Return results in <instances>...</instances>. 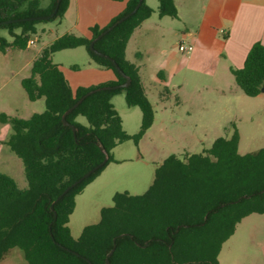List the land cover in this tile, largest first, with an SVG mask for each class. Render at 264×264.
Instances as JSON below:
<instances>
[{"label":"trees","instance_id":"1","mask_svg":"<svg viewBox=\"0 0 264 264\" xmlns=\"http://www.w3.org/2000/svg\"><path fill=\"white\" fill-rule=\"evenodd\" d=\"M57 1L43 6L41 0H0V28L13 38L9 41L0 35V51L26 49L39 23L61 21L71 0H61L52 18L29 19L50 15ZM120 1H125L124 9L107 25L91 26L90 36L73 32L58 36L33 60L31 74L21 84L30 100L44 99V111L28 118L0 113V122L12 128L6 143L23 161L28 182L22 188L13 176L0 172V261L19 247L30 264H107L112 249L109 264H220L223 244L238 223L250 214L264 213V147L240 153L236 130L230 138L218 137L200 153H187L184 158L170 155L144 193L116 192L113 205L101 208L99 221L86 225L79 237L73 236L69 221L77 195L109 162L117 161L113 149L119 143L133 139L138 144L155 118L139 67L127 58L131 36L154 12L147 0L94 43L104 55L90 47L93 39L131 12L139 0ZM158 10L160 16H178L175 0H159ZM79 46L116 78L73 89L53 54ZM113 60L130 76V84L96 90L126 81ZM231 70L245 94L259 95L264 84V44H253L244 65ZM92 90L66 116L77 128L74 133L64 124L63 115ZM121 92L129 106L142 111L141 126L134 135L124 129L112 101ZM106 157L102 167L54 202Z\"/></svg>","mask_w":264,"mask_h":264},{"label":"rangeland","instance_id":"2","mask_svg":"<svg viewBox=\"0 0 264 264\" xmlns=\"http://www.w3.org/2000/svg\"><path fill=\"white\" fill-rule=\"evenodd\" d=\"M49 1L41 0V4L46 6ZM107 1L112 0H78L61 21L39 23L27 49L0 51V113L28 118L45 110L44 99L28 98L22 79L31 74L32 62L42 48L58 36L67 32L90 36L94 20L109 9ZM147 2L154 12L133 33L127 57L140 66L155 118L138 144L133 139L119 143L113 149L117 161L109 162L77 195L69 221L75 238L86 225L99 221L101 208L113 205L116 192L144 193L157 168L172 154L184 158L187 153H200L218 137L230 138L236 130L240 153L264 147V92L257 96L244 93L225 65L220 41L211 44L198 35V18L181 0H177V17L160 16L159 0ZM189 31L197 38L186 34ZM0 35L13 39L6 28H0ZM53 61L61 66L73 89L98 84L109 73L91 60L84 46L59 50ZM160 69L165 71V79L154 81L153 73ZM112 101L124 129L136 134L142 122L141 109L129 106L123 92ZM79 120L87 123L83 116ZM2 127L0 122V130ZM11 133L9 125L8 135ZM13 155L18 165L12 163L8 172L20 187H26L24 164ZM5 169L0 166L2 172ZM221 259V264H264V215L238 226L236 234L223 244Z\"/></svg>","mask_w":264,"mask_h":264},{"label":"crops","instance_id":"3","mask_svg":"<svg viewBox=\"0 0 264 264\" xmlns=\"http://www.w3.org/2000/svg\"><path fill=\"white\" fill-rule=\"evenodd\" d=\"M181 1L187 6V8L193 10L195 15L197 16L199 21L198 35H201L204 41L211 44L214 43L216 40L220 41L218 44H220L222 47V56L225 65L228 69H230L231 72L232 68H240L244 65L247 54L253 44H255L256 42H261L264 44V0ZM74 2L77 4L78 0H71L69 8L74 4ZM107 2H109V9L104 14V16L102 15V17L100 18H96V20H94L95 22L93 23L98 24L100 26H105L125 7V1L112 0ZM175 3L177 5V0H175ZM142 24L138 28H141ZM186 34L193 36L194 39L197 38V34L193 31H189ZM171 66L172 65H169V67ZM138 67L140 71V66L138 65ZM106 70H108L107 72L109 73H107L106 80H103L102 82L116 78L112 70ZM152 78L154 81L161 80L163 82V80L165 79V71L163 69H160L158 72L153 73ZM2 124L3 127L0 130V166L2 167L3 165L4 168L6 167V169L3 171L12 176V172L8 171H10L9 169H12V163H17V159L13 155L15 153L11 149H9L10 147L6 143L7 139L9 138L8 128L10 124ZM6 146H8L9 148H7ZM0 172H2V170H0ZM254 215H260L259 217H262L264 213H253L243 218L238 223L235 233L229 239H231L236 234L238 226L240 224H243L245 220L250 219L251 223L253 220L255 222V220L259 218L258 217L253 219L252 217ZM222 250L223 247L219 254L220 264L222 262ZM0 264L30 263L26 259L24 251L19 247H14L11 249V252L0 261Z\"/></svg>","mask_w":264,"mask_h":264},{"label":"water","instance_id":"4","mask_svg":"<svg viewBox=\"0 0 264 264\" xmlns=\"http://www.w3.org/2000/svg\"><path fill=\"white\" fill-rule=\"evenodd\" d=\"M142 1L143 0H139L136 7L131 11L129 12L128 14L124 15L123 17H121L119 20H117L115 23H113L112 25H110L107 29H105L104 31H102L95 39H93L91 41V44H90V47L91 49L97 53V54H100V55H104L103 53H101L100 51H98L95 47H94V43L100 39L102 36H104L107 32H109L110 30H112L117 24H119L120 22L124 21L125 19H127L129 16H131L132 14H134L137 9L140 7V5L142 4ZM60 2L61 0H58L57 1V4L55 6V9L53 10V12L50 14V15H43V16H36V17H30L29 19H49V18H52L58 11V8H59V5H60ZM4 22H9V21H4ZM2 22H0L1 24ZM113 62L115 63V61L113 60ZM116 64V63H115ZM116 67L118 69V71L123 74L125 77H126V81L124 83H121V84H117V85H113V86H107V87H101V88H98L96 90H100L102 88H109V89H116V88H119V87H127L130 82H131V78L130 76L126 75L123 70L116 64ZM261 91L264 92V84L261 88ZM94 92V90L86 93L84 96H82L72 107H70L63 115V122L64 124H67V125H70L74 131V133H76V126L73 125V124H70L69 121L67 120L66 116L67 114L72 111L74 108H76L83 100L84 98L90 94ZM107 161V157L105 158V160L103 162H101L100 164L96 165L95 167L91 168L89 171H87L82 177H80L78 180H76L75 182H73L70 186H68L58 197L57 199L54 201V202H57L59 201L70 189H72L73 187H75L76 185H78L80 182H82L85 178H87L88 176H90L92 173H94L96 170H98L100 167H102L105 162ZM52 209L54 210V206L52 205ZM54 215H55V219L57 218V212L54 210ZM114 249H112L109 254H108V257H107V264H109V256L110 254L113 252Z\"/></svg>","mask_w":264,"mask_h":264},{"label":"built area","instance_id":"5","mask_svg":"<svg viewBox=\"0 0 264 264\" xmlns=\"http://www.w3.org/2000/svg\"><path fill=\"white\" fill-rule=\"evenodd\" d=\"M185 49H187V48H185Z\"/></svg>","mask_w":264,"mask_h":264}]
</instances>
